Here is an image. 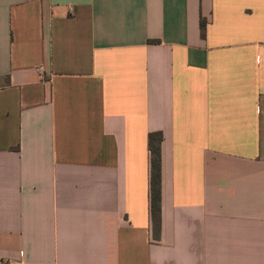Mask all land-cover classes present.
<instances>
[{
    "label": "crops",
    "instance_id": "0c3cea01",
    "mask_svg": "<svg viewBox=\"0 0 264 264\" xmlns=\"http://www.w3.org/2000/svg\"><path fill=\"white\" fill-rule=\"evenodd\" d=\"M0 264H264V0H0Z\"/></svg>",
    "mask_w": 264,
    "mask_h": 264
},
{
    "label": "trees",
    "instance_id": "16d2710c",
    "mask_svg": "<svg viewBox=\"0 0 264 264\" xmlns=\"http://www.w3.org/2000/svg\"><path fill=\"white\" fill-rule=\"evenodd\" d=\"M206 21H201L202 35H205ZM163 134L161 132L150 133L148 136V148L150 152V198L152 229L155 240L160 239L161 233V178L162 155L161 145Z\"/></svg>",
    "mask_w": 264,
    "mask_h": 264
}]
</instances>
